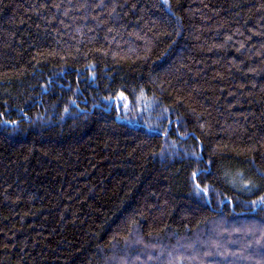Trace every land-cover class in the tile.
Instances as JSON below:
<instances>
[{"label": "trees", "instance_id": "1", "mask_svg": "<svg viewBox=\"0 0 264 264\" xmlns=\"http://www.w3.org/2000/svg\"><path fill=\"white\" fill-rule=\"evenodd\" d=\"M137 240L264 264V0H0V264Z\"/></svg>", "mask_w": 264, "mask_h": 264}, {"label": "rangeland", "instance_id": "2", "mask_svg": "<svg viewBox=\"0 0 264 264\" xmlns=\"http://www.w3.org/2000/svg\"><path fill=\"white\" fill-rule=\"evenodd\" d=\"M137 241H136V243L134 242V244L132 245L131 248H134V247L142 244L141 241H138V242ZM152 247L153 246L141 245L140 248H143L144 251L142 250L140 252H135V253L133 252L132 255H129L126 253V255L128 257L126 256V258L120 264H152V261L154 259V254H153L154 248H152ZM134 251H135V249H134ZM149 253H150V256H153V259L146 260L145 262H143L142 259H139V258L145 257L146 254H149Z\"/></svg>", "mask_w": 264, "mask_h": 264}]
</instances>
